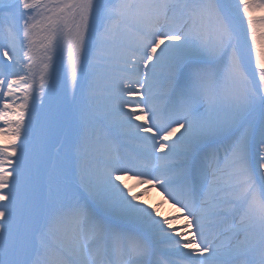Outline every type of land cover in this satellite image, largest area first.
Segmentation results:
<instances>
[{"label": "snow or ice", "instance_id": "snow-or-ice-1", "mask_svg": "<svg viewBox=\"0 0 264 264\" xmlns=\"http://www.w3.org/2000/svg\"><path fill=\"white\" fill-rule=\"evenodd\" d=\"M0 264H264V0H0Z\"/></svg>", "mask_w": 264, "mask_h": 264}, {"label": "rangeland", "instance_id": "rangeland-1", "mask_svg": "<svg viewBox=\"0 0 264 264\" xmlns=\"http://www.w3.org/2000/svg\"><path fill=\"white\" fill-rule=\"evenodd\" d=\"M126 179V182L129 184V185H133V181L130 180V179ZM138 186V185H137ZM134 192H140V190H137L135 189V186H134ZM147 195H150L149 197H146ZM143 199L146 201V200H151V204H155V201H159V200H163V198L160 196V192L157 191L156 189H152L149 193H147ZM164 201V200H163ZM165 205L167 206H171L170 203L164 201ZM162 213V212H161ZM163 214V213H162Z\"/></svg>", "mask_w": 264, "mask_h": 264}, {"label": "bare ground", "instance_id": "bare-ground-1", "mask_svg": "<svg viewBox=\"0 0 264 264\" xmlns=\"http://www.w3.org/2000/svg\"><path fill=\"white\" fill-rule=\"evenodd\" d=\"M165 208H168V209L165 211L164 215H166V216L175 215V209L169 208V207H165ZM183 223H184L183 220H178V221H176V226H181V225H183Z\"/></svg>", "mask_w": 264, "mask_h": 264}]
</instances>
